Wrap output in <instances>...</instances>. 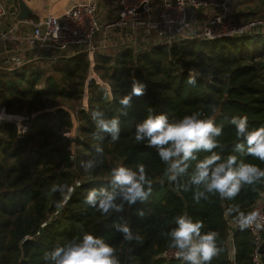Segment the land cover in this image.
I'll return each mask as SVG.
<instances>
[{
    "label": "trees",
    "instance_id": "obj_1",
    "mask_svg": "<svg viewBox=\"0 0 264 264\" xmlns=\"http://www.w3.org/2000/svg\"><path fill=\"white\" fill-rule=\"evenodd\" d=\"M257 4L250 11L242 9L234 19L263 20L264 0ZM99 45L91 56L80 52L11 71L0 69V109L27 117L22 129L15 120L0 121V264H46L47 251L85 231L109 242L121 264H182L162 258L161 253L171 249L166 233L175 226L174 217L185 211L204 222L202 231L213 229L219 234L217 243L223 250L211 264H256V238L247 229H234L235 214H227L226 209L238 204L243 211L252 210L259 198L264 199V179L244 185L231 201L209 194L207 200L197 202L194 186L188 190L180 186L187 177L169 182L156 150L136 142L134 131L149 109L166 112L170 118L198 111L223 125L214 151L232 153L237 141L230 124L233 115H246L252 127L264 125V33L207 40L187 37L168 46L129 43L109 53ZM190 73L197 74L195 85L186 82ZM133 77L146 84L145 93L134 96L128 114L122 116L119 99L131 91ZM83 93L88 96L87 106L76 109L72 102ZM93 109L120 116L118 140L107 133L97 140ZM97 143L104 149L102 154L95 152ZM198 155L203 158L207 153ZM237 155L264 168V162L254 157ZM88 159L96 163L86 171L81 162ZM137 162L145 164L153 181L146 200L108 215L85 203L91 187L107 185L112 167ZM53 185L65 187L53 191ZM121 220L129 222L138 240L128 241L115 230L114 224ZM262 248L259 264H264Z\"/></svg>",
    "mask_w": 264,
    "mask_h": 264
},
{
    "label": "clouds",
    "instance_id": "obj_2",
    "mask_svg": "<svg viewBox=\"0 0 264 264\" xmlns=\"http://www.w3.org/2000/svg\"><path fill=\"white\" fill-rule=\"evenodd\" d=\"M186 82L195 85L197 74L190 73ZM145 89L146 84L133 77L131 91L119 99L123 106L120 115L128 114L132 98L142 96ZM90 115L96 127L94 134L97 140H103V133L110 134L113 141L120 138L119 115L109 117L100 109H93ZM230 124L234 127L237 141L232 153L227 155L214 151L219 146L218 137L222 135L223 125L198 111L170 118L166 112L149 109L147 115L136 123L134 139L146 142L148 147L156 150L165 165L163 175L169 182L187 177L180 186L185 190L194 186L195 201L207 200L209 194H218L221 199L231 201L244 185L264 179V168L237 155L251 156L264 162V125L250 126L246 115H233ZM94 148L98 154L104 151L100 143ZM202 152L207 155L200 158L198 154ZM95 163V159L84 160L81 167L91 170ZM152 183L144 163L137 162L134 166L121 163L111 168L107 185L91 187L84 200L102 215L121 213L126 206L146 200L152 192ZM64 187L53 185L52 190L63 191ZM67 190L73 191L70 187ZM226 213L235 214L240 230L252 227L257 231L264 230V217H261L259 209L243 211L238 204H230ZM174 223L175 226L166 233L168 247L174 250L175 258L182 264H211L213 257L223 250L217 243L219 234L213 229L202 231L204 222L194 219L187 211L176 215ZM114 228L128 241L140 238L132 232L127 220L115 223ZM115 253V248L102 236L85 231L55 245L45 253L44 259L46 264H121Z\"/></svg>",
    "mask_w": 264,
    "mask_h": 264
},
{
    "label": "built area",
    "instance_id": "obj_3",
    "mask_svg": "<svg viewBox=\"0 0 264 264\" xmlns=\"http://www.w3.org/2000/svg\"><path fill=\"white\" fill-rule=\"evenodd\" d=\"M115 3V17L103 26L98 21L96 0L73 2L59 14L27 20L23 23L31 26L30 31H23L18 35L13 30L19 23L9 29H3L0 25L2 68L11 71L24 67L31 61H56L80 52L91 56L97 47L96 34L101 29L108 28L139 32L141 37L138 41L142 44L155 42L167 46L187 37L207 40L228 35L264 33L262 19L255 18L246 23L235 22L234 15L239 13L236 9L237 0H159L158 5L154 0H116ZM8 12V5L0 0V20ZM152 36L156 41H151ZM104 42L98 44L102 45ZM251 209H259L261 217H264L263 197ZM233 227L239 229L237 223H233ZM245 229L256 238L253 261L259 264L258 247L264 230L257 231L254 227ZM231 236L232 233L229 235L232 256L234 249ZM161 257L166 260L177 259L173 249L163 251Z\"/></svg>",
    "mask_w": 264,
    "mask_h": 264
},
{
    "label": "rangeland",
    "instance_id": "obj_4",
    "mask_svg": "<svg viewBox=\"0 0 264 264\" xmlns=\"http://www.w3.org/2000/svg\"><path fill=\"white\" fill-rule=\"evenodd\" d=\"M97 1V6L101 5L102 9L100 10V13L105 17L106 21H109L112 18V13L115 11L116 8V0H96ZM249 0H237L236 3V9L241 11L242 9H248L249 11L254 9L256 6L259 5L257 4L259 0H251L248 4H246ZM155 4L158 5L159 0H154ZM98 8V7H97ZM111 14V15H110ZM254 19V18H253ZM262 19V18H261ZM252 20V19H251ZM264 20V19H263ZM249 20L243 21L242 19H237L235 22L239 23H246ZM100 26H103L101 22H99ZM138 34V35H137ZM96 43H102L106 40L105 45H99L102 47H105L107 49V53L112 52L113 50L115 51L117 48H119L121 45L124 44H129L131 46H139L142 44V42L138 41L141 37V34L139 32H132L131 30L128 29H122V28H115V29H101L97 34H96ZM154 36L151 37V41H156ZM136 43H135V42ZM92 75L96 76L98 81L104 83L99 77L95 74V72L91 71ZM105 86L108 88L107 84L104 83ZM109 89V88H108ZM84 96V97H83ZM83 98L81 97L80 100H74L72 102V105L75 106L76 109L79 107H86L87 106V98L88 96L86 93H83ZM77 117H75L76 119ZM15 120L18 125L21 127L23 124V120H27L26 116H21L19 114H9L7 112H4L2 109H0V121H12ZM22 129V127H21Z\"/></svg>",
    "mask_w": 264,
    "mask_h": 264
},
{
    "label": "crops",
    "instance_id": "obj_5",
    "mask_svg": "<svg viewBox=\"0 0 264 264\" xmlns=\"http://www.w3.org/2000/svg\"><path fill=\"white\" fill-rule=\"evenodd\" d=\"M81 0H25L26 4L30 7L31 9V15L29 16V19L33 20H38L45 18L49 14H59L63 12L69 5L73 2H77ZM4 2L8 5L9 12L8 14L3 17L0 20V25L3 29H9L10 26L19 23L16 26V29L13 30V32L18 35L22 33L23 31H30L31 26L29 27L27 24L23 23L25 21H20L16 18V12L18 10V3L17 0H4ZM102 9L101 5L98 6L97 10V16H98V21L103 24L107 23L105 17L100 13V10ZM112 13V18L115 17V11L111 12ZM111 15V14H110ZM107 42L105 41L104 44ZM43 61L47 60H35L31 61L30 63L25 64L24 66L31 64V63H41ZM49 62V61H47ZM53 62V61H51ZM2 63H3V57H1L0 54V69L2 68ZM22 68V67H21ZM20 69V68H19Z\"/></svg>",
    "mask_w": 264,
    "mask_h": 264
},
{
    "label": "water",
    "instance_id": "obj_6",
    "mask_svg": "<svg viewBox=\"0 0 264 264\" xmlns=\"http://www.w3.org/2000/svg\"><path fill=\"white\" fill-rule=\"evenodd\" d=\"M17 5H18V10H17V12H16V18L18 19V20H20V21H27L28 19H29V16L31 15V9H30V7L26 4V2H25V0H17ZM141 9V8H140ZM227 89H228V85H226V87H225V89H224V91L227 93ZM18 143H19V145L20 146H22L23 147V137L22 136H20L19 138H18ZM169 190H172V191H174V192H177V191H175L174 189H172V187H170L169 186ZM263 245H264V243H261L260 245H259V249H258V251L260 252V251H262V247H263Z\"/></svg>",
    "mask_w": 264,
    "mask_h": 264
}]
</instances>
